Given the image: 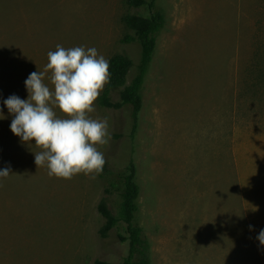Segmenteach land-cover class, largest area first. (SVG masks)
Instances as JSON below:
<instances>
[{"label":"rangeland","instance_id":"1","mask_svg":"<svg viewBox=\"0 0 264 264\" xmlns=\"http://www.w3.org/2000/svg\"><path fill=\"white\" fill-rule=\"evenodd\" d=\"M156 13L164 26L136 130L131 106L96 100L89 115L106 119L110 134L97 146L102 174L50 177L35 164V141L11 132L4 101L28 98L26 79L57 45L128 57L129 86L141 47L123 42L133 37L123 19ZM0 113V169L11 168L0 178V264H123L127 227L119 221L102 238L98 209L118 219L131 164L143 243L134 261L264 264V0H155L153 10L126 0H0Z\"/></svg>","mask_w":264,"mask_h":264},{"label":"clouds","instance_id":"2","mask_svg":"<svg viewBox=\"0 0 264 264\" xmlns=\"http://www.w3.org/2000/svg\"><path fill=\"white\" fill-rule=\"evenodd\" d=\"M47 58L44 70L32 72L25 81L28 98L12 95L4 101L14 116L11 132L23 143L35 141L40 149L34 154L35 164L46 165L50 177L71 180L84 174L95 178L106 162L97 146L106 145L110 134L106 119L89 114L110 81L109 61L96 48L81 46L57 45ZM10 174V166L0 169V178ZM257 239L264 245V230Z\"/></svg>","mask_w":264,"mask_h":264},{"label":"trees","instance_id":"3","mask_svg":"<svg viewBox=\"0 0 264 264\" xmlns=\"http://www.w3.org/2000/svg\"><path fill=\"white\" fill-rule=\"evenodd\" d=\"M126 2L129 8L139 9L148 6L149 9L153 10L155 0H151L149 3L145 0H126ZM123 23L126 28L133 33V37L127 36L123 42L129 44L136 41L141 47V61L138 66V75L133 82L127 86L126 77L133 66L132 62L124 55L112 57L109 60L110 81L106 85L104 92L98 97L97 103L101 108H111L115 111L120 110L124 105L131 106L133 110L134 131L136 130L138 114L142 108L140 91L156 49L155 35L164 26V16L161 13L151 14L148 18L127 15L124 17ZM115 92L118 93L120 99L119 102L116 103L111 99V94ZM134 178L135 167L131 164L128 168V174L124 179V190L121 196L122 203L118 219L113 217L100 203L98 210L104 219V225L100 230V236L102 238H107L109 231L114 228L119 221L124 223L127 227L129 253L123 264H149L146 259L134 261L138 252V247L143 244L140 238L141 231L133 224L135 214L137 213L136 200L139 195V188L134 182Z\"/></svg>","mask_w":264,"mask_h":264}]
</instances>
